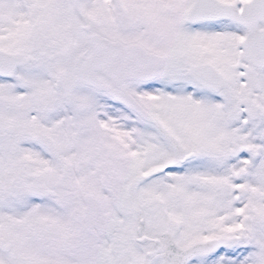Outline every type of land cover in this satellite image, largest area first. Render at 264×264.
I'll list each match as a JSON object with an SVG mask.
<instances>
[{
  "label": "snow or ice",
  "instance_id": "snow-or-ice-1",
  "mask_svg": "<svg viewBox=\"0 0 264 264\" xmlns=\"http://www.w3.org/2000/svg\"><path fill=\"white\" fill-rule=\"evenodd\" d=\"M0 264H264V0H0Z\"/></svg>",
  "mask_w": 264,
  "mask_h": 264
}]
</instances>
